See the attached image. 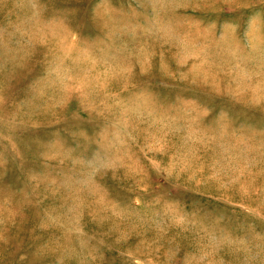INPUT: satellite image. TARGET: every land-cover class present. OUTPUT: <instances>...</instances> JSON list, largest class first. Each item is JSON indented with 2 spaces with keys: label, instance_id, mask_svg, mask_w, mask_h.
<instances>
[{
  "label": "rangeland",
  "instance_id": "rangeland-1",
  "mask_svg": "<svg viewBox=\"0 0 264 264\" xmlns=\"http://www.w3.org/2000/svg\"><path fill=\"white\" fill-rule=\"evenodd\" d=\"M0 264H264V0H0Z\"/></svg>",
  "mask_w": 264,
  "mask_h": 264
}]
</instances>
